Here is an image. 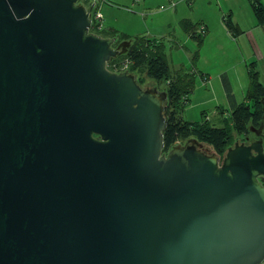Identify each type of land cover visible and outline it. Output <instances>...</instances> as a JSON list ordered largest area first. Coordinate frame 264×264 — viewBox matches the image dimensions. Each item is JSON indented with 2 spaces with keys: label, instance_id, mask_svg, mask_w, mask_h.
I'll return each instance as SVG.
<instances>
[{
  "label": "water",
  "instance_id": "1",
  "mask_svg": "<svg viewBox=\"0 0 264 264\" xmlns=\"http://www.w3.org/2000/svg\"><path fill=\"white\" fill-rule=\"evenodd\" d=\"M88 13L0 0V264H262L261 142L162 156L164 92Z\"/></svg>",
  "mask_w": 264,
  "mask_h": 264
},
{
  "label": "rangeland",
  "instance_id": "2",
  "mask_svg": "<svg viewBox=\"0 0 264 264\" xmlns=\"http://www.w3.org/2000/svg\"><path fill=\"white\" fill-rule=\"evenodd\" d=\"M260 1L264 5V0ZM248 3L246 0H98L89 18L91 20L94 11H99L98 8L101 7L103 16L100 14L104 17L101 23L105 29L111 27L132 37L145 34L163 41L171 70L194 69L199 72L189 99V105L192 106L184 113L183 118L196 122L201 120L200 114L204 111L205 117L202 120L206 119L214 126L221 127L223 119L228 116L219 114L218 108L228 107L221 88L222 76L227 77L232 85L235 79H240L241 87H234L233 91L237 103L244 100L248 88L246 70L249 64L254 63L259 81L264 85V28ZM139 6L144 10L139 11ZM226 15L237 25L235 37L228 34L222 20ZM182 20H189L194 24L206 23L211 33L210 40L199 44L190 38L180 27ZM196 53L198 58H194ZM150 83H153L158 95L163 94L164 86L150 80H146L142 88ZM256 138V131L250 130L236 144L248 143ZM187 143L188 141L175 148L181 149ZM194 143L205 153L215 154L209 146L196 141Z\"/></svg>",
  "mask_w": 264,
  "mask_h": 264
},
{
  "label": "trees",
  "instance_id": "3",
  "mask_svg": "<svg viewBox=\"0 0 264 264\" xmlns=\"http://www.w3.org/2000/svg\"><path fill=\"white\" fill-rule=\"evenodd\" d=\"M248 1L253 14L264 28V8L261 1ZM222 20L228 32L234 35V26L230 16H223ZM179 24L184 33L202 44L203 36L196 34L199 24H194L189 20H182ZM89 33L101 38L115 39L114 47L126 44L125 51L106 64L108 71L114 72L115 68L126 64L127 72L136 77L140 87L146 80L164 86L166 100L162 156H166L179 144L196 141L209 146L218 157H222L239 138L247 136L250 130H256L261 126L264 114V85L259 81V73L255 71L254 63L247 66L249 84L244 100L223 119L221 127H216L205 119L198 122L183 119L184 107L194 90L198 73L194 69L171 70L163 41L146 36L132 37L114 29L96 31L92 28ZM194 58H198V53Z\"/></svg>",
  "mask_w": 264,
  "mask_h": 264
},
{
  "label": "crops",
  "instance_id": "4",
  "mask_svg": "<svg viewBox=\"0 0 264 264\" xmlns=\"http://www.w3.org/2000/svg\"><path fill=\"white\" fill-rule=\"evenodd\" d=\"M247 1V3H248V0H246ZM136 3H139V1H136ZM143 6H144V3H143ZM140 7V6H139ZM248 7L251 9V11H252V8H251V5H250V2L248 3ZM263 8H264V5H263ZM99 9V12H100V10H101V7L100 8H98ZM141 10H144V9H142V7H140V9H139V11H141ZM253 12V11H252ZM101 13V12H100ZM102 14V13H101ZM102 16H103V14H102ZM102 19H104V17L102 18ZM231 19V18H230ZM103 22H104V20H103ZM191 22V21H190ZM104 23H108L107 21H105ZM198 24V23H197ZM104 24H102V26H103ZM109 25V24H108ZM199 25H204L205 26V28H206V34L203 36V40H202V44H203V41H204V43L205 42H208V40H210V36H211V33H210V29H209V27L207 26V24L206 23H204V22H201ZM232 25L234 26V32L236 33V24H234V23H232ZM103 29H105L104 27H103ZM110 29H113V28H111L110 27ZM114 30H116V29H114ZM228 31V30H227ZM125 32L126 33H129L127 30H125ZM228 34H231L230 32H228ZM235 35V34H234ZM234 35H232L231 34V36L232 37H235ZM138 36H146V37H148L147 35H138ZM228 36V35H227ZM226 36V37H227ZM148 38H150V37H148ZM115 40V39H114ZM247 71V70H246ZM198 74H199V72L198 71H196ZM201 76H203L202 75V73L200 74ZM248 76V75H247ZM208 81V78H206V82ZM221 88H222V90L224 91V93H225V96H226V100H227V104H228V107L227 108H224V107H222V106H219L218 108H219V114H221V112H223V114L226 116V115H229L230 113H231V111L233 110V108L237 105V104H239V103H237V100H236V98L234 97V95H233V91H234V87H237V88H239V86H240V84L239 83H241L240 82V79H235V83H233V85L231 84V82H230V80L227 78V77H225V76H222L221 77ZM208 85H209V83H208ZM207 85V86H208ZM241 87V86H240ZM194 91V90H193ZM240 92H242V89H240ZM192 94H193V92H192ZM191 94V95H192ZM190 95V96H191ZM190 96L188 97V99H187V103L185 104V107H184V111H183V114H182V117H184L183 115H184V113L185 112H188V110L191 108V106L192 105H189V99H190ZM205 112L203 111V112H201V120L205 117V114H204ZM184 119V118H183ZM185 120V119H184ZM201 120H199V121H201ZM206 120V119H205ZM186 121H189V120H186ZM191 122V121H190ZM196 122H198V121H196Z\"/></svg>",
  "mask_w": 264,
  "mask_h": 264
},
{
  "label": "built area",
  "instance_id": "5",
  "mask_svg": "<svg viewBox=\"0 0 264 264\" xmlns=\"http://www.w3.org/2000/svg\"><path fill=\"white\" fill-rule=\"evenodd\" d=\"M97 1L98 0H91L90 2H88V0H78V4L83 6L86 11L89 10L88 15L90 16L91 11H93V8H95L96 7L95 5H97L96 4ZM89 20H90V18H89ZM101 20H102V16H101L100 12L98 10L94 11L93 18L90 20V29L94 28L96 31H101L103 29ZM196 34L200 37L204 36L206 34L205 26L204 25H198V27L196 29ZM126 69H127L126 64H124V65H121L120 68H115L116 71H114L112 73H116V74L128 73Z\"/></svg>",
  "mask_w": 264,
  "mask_h": 264
},
{
  "label": "flooded vegetation",
  "instance_id": "6",
  "mask_svg": "<svg viewBox=\"0 0 264 264\" xmlns=\"http://www.w3.org/2000/svg\"><path fill=\"white\" fill-rule=\"evenodd\" d=\"M255 131H256L257 138L255 140H253V141H258L259 140L261 142L262 151L264 153V135H263V131H262V126H260ZM248 143H250V142H248ZM248 143H244V144H248Z\"/></svg>",
  "mask_w": 264,
  "mask_h": 264
}]
</instances>
